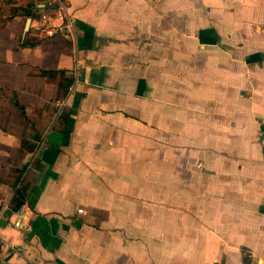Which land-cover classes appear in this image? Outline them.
<instances>
[{
  "label": "crops",
  "instance_id": "1",
  "mask_svg": "<svg viewBox=\"0 0 264 264\" xmlns=\"http://www.w3.org/2000/svg\"><path fill=\"white\" fill-rule=\"evenodd\" d=\"M35 5L0 24V76L73 81L21 160L20 225L0 183V264H264V0Z\"/></svg>",
  "mask_w": 264,
  "mask_h": 264
},
{
  "label": "rangeland",
  "instance_id": "2",
  "mask_svg": "<svg viewBox=\"0 0 264 264\" xmlns=\"http://www.w3.org/2000/svg\"><path fill=\"white\" fill-rule=\"evenodd\" d=\"M17 1L18 0H0L1 25H3V23L5 26H8V23L10 25L12 24L9 21V18L11 17V8ZM23 20L24 18L21 19L19 26H21ZM20 32L21 30L19 31L18 27L17 36L20 34ZM10 43H12V40ZM44 43L45 42H42V44ZM13 61L14 60H10L8 62L12 64L11 66L5 65L6 68L8 67L6 69V76H0V129L12 135L13 138L17 141V137H15L12 132H15L16 130H19L21 128H24L26 132L30 127V123L28 121H25L22 117V110L25 111L26 114H29L31 117H35L38 121L40 111L42 113L43 109H47L48 104L52 102L54 88L53 86H46L45 84H42V86H40L39 79L35 76L29 75L28 72L29 70H31L30 68L32 67V65L29 68V64L27 61L22 63L23 66L20 62H16V64H13ZM21 82H27L29 86L27 88H24V90L20 87ZM16 88L19 90V97L16 101L18 105H15L14 103V101L16 100L14 96V89ZM63 105V103H60V100L59 104L55 103L56 108L63 109ZM3 127L5 129H8L9 131L3 129ZM4 145L15 146V144L0 143V178L11 181L13 179V175H17L19 177L23 176L24 173L28 171V168L26 166L20 173L14 172L12 165L13 160H11L12 157L10 156L11 153H8L9 151L4 147ZM35 147L32 151H34ZM25 153L26 152L23 151L21 159L17 162L18 166L22 164L21 160Z\"/></svg>",
  "mask_w": 264,
  "mask_h": 264
},
{
  "label": "trees",
  "instance_id": "3",
  "mask_svg": "<svg viewBox=\"0 0 264 264\" xmlns=\"http://www.w3.org/2000/svg\"><path fill=\"white\" fill-rule=\"evenodd\" d=\"M36 0H31L26 2L25 4L13 6L11 8L10 15L17 13L18 10H21V13L26 16H31L34 11L38 8L35 5ZM57 33H61L58 31ZM40 41V40H38ZM35 42L32 38H29L27 35H24L21 38H18L19 46H31ZM29 75L35 76L42 80V82L48 83L53 86V97L52 102L48 104L47 109H43L42 113L40 111L38 121L36 118L31 117L29 114H26L25 111L22 110V117L25 121L30 123V127L28 131L25 132L24 128L16 130L12 132V134L17 137L18 144L15 146L4 145V147L11 153L10 156L13 160V171L16 173L22 172L24 166H18L17 162L21 159L23 151L30 152L36 145V139L32 137V135H36L38 138L41 136L44 129L47 127L48 122L50 121L53 113L57 111L58 108L55 107V103L60 100L63 96H65L69 85L73 81L72 72L70 69L66 68H49V67H40V66H32L31 70H29ZM29 84L27 82H21L20 87L22 89L27 88ZM25 90V89H24ZM15 96V105L17 104V100L19 97V90L14 89ZM21 95V93H20ZM21 107V106H20ZM63 110V109H62ZM67 114L65 112H60L57 115L56 119H66ZM3 129H5L3 127ZM9 131L8 129H5ZM5 182L11 188V195L8 199V206L12 210H17L20 205L24 202L25 194L28 189L30 180H29V171H26L23 176L13 175V179L6 180L0 178V183Z\"/></svg>",
  "mask_w": 264,
  "mask_h": 264
},
{
  "label": "built area",
  "instance_id": "4",
  "mask_svg": "<svg viewBox=\"0 0 264 264\" xmlns=\"http://www.w3.org/2000/svg\"><path fill=\"white\" fill-rule=\"evenodd\" d=\"M47 3L49 4L50 2L49 1H47ZM19 209V213H18V216H17V218L13 221V224L14 225H20V216L22 215V211H21V209H20V207L18 208Z\"/></svg>",
  "mask_w": 264,
  "mask_h": 264
},
{
  "label": "water",
  "instance_id": "5",
  "mask_svg": "<svg viewBox=\"0 0 264 264\" xmlns=\"http://www.w3.org/2000/svg\"><path fill=\"white\" fill-rule=\"evenodd\" d=\"M28 21H29V17H27L24 21V30L27 28Z\"/></svg>",
  "mask_w": 264,
  "mask_h": 264
}]
</instances>
